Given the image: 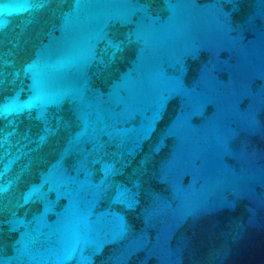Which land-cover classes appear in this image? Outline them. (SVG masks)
Wrapping results in <instances>:
<instances>
[{"label":"water","instance_id":"water-1","mask_svg":"<svg viewBox=\"0 0 264 264\" xmlns=\"http://www.w3.org/2000/svg\"><path fill=\"white\" fill-rule=\"evenodd\" d=\"M0 264H264V0H0Z\"/></svg>","mask_w":264,"mask_h":264}]
</instances>
